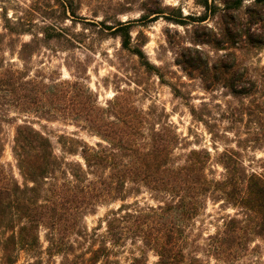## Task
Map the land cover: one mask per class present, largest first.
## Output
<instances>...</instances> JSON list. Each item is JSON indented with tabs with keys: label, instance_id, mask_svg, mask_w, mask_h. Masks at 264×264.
Wrapping results in <instances>:
<instances>
[{
	"label": "trees",
	"instance_id": "trees-1",
	"mask_svg": "<svg viewBox=\"0 0 264 264\" xmlns=\"http://www.w3.org/2000/svg\"><path fill=\"white\" fill-rule=\"evenodd\" d=\"M58 1L64 8L60 14H55L54 9L40 13L44 23L49 21L41 32H33L37 26L34 11H27V18L4 14L1 19L0 50L5 42L13 45L23 35L29 34L32 39L20 42L18 57L22 67L0 59V264H15L21 250H41L42 228L46 252L64 250L71 234L83 237L88 234L81 225L88 213L102 204L117 201L123 203L105 218L106 237L117 244L139 239L145 248L156 253L157 264H203L197 257L188 260L185 243L189 223L206 207L208 200L238 210L235 216H229L222 233L210 237L219 242L215 250L240 252L245 249L240 242L244 234L264 239V169L246 170L239 154L229 149L218 156L224 169L221 177L209 176L210 151L192 148L186 153H176L183 138L172 130L171 123L158 127L151 124L143 109L129 105L119 95L101 105L79 79L31 74L27 63L38 45L52 39L69 43L75 40L74 36L68 37L64 26L66 19L74 20L70 17L76 16L74 0ZM223 1L230 42L247 35L257 43L249 30L243 32L239 26L237 16L246 0ZM146 4L143 3L139 20L166 15V7L157 1L150 6ZM201 5L206 10L210 8L208 0H203ZM247 9L249 24L264 22V0H252ZM179 17H183L181 12ZM133 21L116 19L111 24L101 21L100 31L109 30L120 38L122 48L135 54L147 70L155 69L146 58L144 42H132ZM181 56L183 60L179 64L191 72L197 71L206 89L221 85L236 98L251 99V105H244L242 113L253 118L264 134V77L262 83L255 80L234 52L212 63L190 48ZM11 109L26 118L62 117L76 121L80 128L100 140L89 144L61 134L57 140L58 152L51 137L35 127V121L21 119L15 126L11 146L22 177L19 181L11 167L1 161L5 150L2 134L4 124L13 119ZM191 111L196 116L195 109ZM142 189L149 191L157 203L141 205L137 200L125 203ZM222 235L229 239L225 241ZM91 253L90 264L107 257L110 249L103 243ZM42 263L39 258L30 264ZM131 264H146V258L134 257Z\"/></svg>",
	"mask_w": 264,
	"mask_h": 264
},
{
	"label": "rangeland",
	"instance_id": "rangeland-1",
	"mask_svg": "<svg viewBox=\"0 0 264 264\" xmlns=\"http://www.w3.org/2000/svg\"><path fill=\"white\" fill-rule=\"evenodd\" d=\"M153 1L166 7V15H152L151 19L139 20L143 3L147 2L146 5L150 6ZM202 1L74 0L76 16L70 17L74 20L66 19L64 24L68 37L74 36L73 43L52 39L48 45H38L27 67L31 74L83 81V87L89 88L101 105L119 95L129 105L143 109L148 114V121L157 127L171 123L172 130L183 138L176 153H186L192 148L210 151L209 176L221 177L224 169L218 156L229 149L239 154L238 158L246 170L261 172L264 169V134L253 118L242 113L244 105H251V99L236 98L221 85L206 89L200 74L191 72L179 62L183 60L181 54L189 48L198 50L210 63L228 52H234L242 66L262 83L264 22L248 23L247 7L252 0H246L237 16L239 26L243 32L249 30L258 42L244 35L240 41L232 43L226 33L229 21L223 16L226 9L224 1L208 0V10L201 5ZM51 9L56 11L55 14L64 10L58 0H0V32L3 31L1 19L4 14L27 18V11L36 14L33 18L37 26H34L33 32H41L49 21L44 23L40 13ZM180 12L183 17H179ZM200 17L206 19L201 21ZM116 19L134 20L132 42H144L146 58L155 69L147 70L135 54L122 48L120 38L109 30L104 33L100 31L103 28L101 21L111 24ZM175 19L184 23H176ZM31 39L32 36L26 34L13 45L5 42L0 50V59L22 67L23 62L18 57L20 42ZM193 108L196 116L192 114ZM14 111L11 109L10 112L13 119L4 124L2 138L5 150L1 161L11 167L13 174L22 181L11 146L15 126L26 116ZM26 119L35 121V127L51 137L58 152L60 145L57 140L61 134L83 139L89 144L100 140L98 136L80 128L76 121L62 117L39 120L31 116ZM135 200L141 205L157 203L145 189L140 194H133L125 203ZM122 203L107 202L88 213L81 223L88 234L85 237L71 234L65 249L53 254L46 252L47 242L42 228L40 238L43 248L35 252L19 251L15 264H30L39 258L42 264H90L88 258L92 250L103 243L110 249V254L92 264H131L134 257L142 255L146 258V264H157L156 253L145 248L139 239H126L117 244L106 237L105 218ZM237 213L238 210L231 205L208 200L206 207L187 227L185 252L188 260L197 257L203 264H264V239L261 237L241 235L240 242L245 249L235 254L230 249L224 253L214 249L219 242L217 238L210 237L222 233L229 216ZM221 238L225 241L229 239L225 235Z\"/></svg>",
	"mask_w": 264,
	"mask_h": 264
}]
</instances>
